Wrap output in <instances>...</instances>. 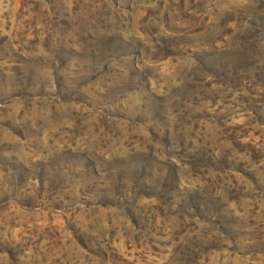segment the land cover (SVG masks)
Here are the masks:
<instances>
[{
  "label": "rangeland",
  "instance_id": "obj_1",
  "mask_svg": "<svg viewBox=\"0 0 264 264\" xmlns=\"http://www.w3.org/2000/svg\"><path fill=\"white\" fill-rule=\"evenodd\" d=\"M0 264H264V0H0Z\"/></svg>",
  "mask_w": 264,
  "mask_h": 264
}]
</instances>
